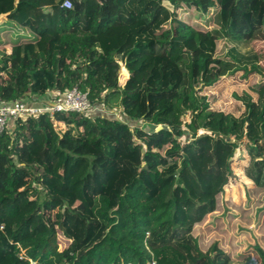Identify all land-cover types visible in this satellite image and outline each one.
Segmentation results:
<instances>
[{
  "label": "trees",
  "instance_id": "obj_1",
  "mask_svg": "<svg viewBox=\"0 0 264 264\" xmlns=\"http://www.w3.org/2000/svg\"><path fill=\"white\" fill-rule=\"evenodd\" d=\"M70 1L0 0V16L34 34L0 43V104L77 86L96 110L30 115L1 132L0 264H32L16 245L44 235L33 248L47 251L57 231L69 240L57 264H97L110 239L96 199L115 209L140 183L153 200L165 179L168 220L146 240L153 264H264V135L245 137L238 117L202 93L236 71L262 82L250 42L264 41V0ZM182 10L210 13L213 26L182 20ZM221 39L229 45L218 57ZM111 97L118 116L98 111ZM68 159L86 163L79 194L48 171Z\"/></svg>",
  "mask_w": 264,
  "mask_h": 264
},
{
  "label": "rangeland",
  "instance_id": "obj_2",
  "mask_svg": "<svg viewBox=\"0 0 264 264\" xmlns=\"http://www.w3.org/2000/svg\"><path fill=\"white\" fill-rule=\"evenodd\" d=\"M179 17L201 29H209L213 26L210 22V13L182 10L179 11ZM30 35L31 32L24 31L22 27L11 22L5 15L0 16V43L11 45L23 42L30 39ZM250 44L259 55V64L262 67V82H259V76L254 72L244 74L242 71H236L221 77L212 86L203 88L202 93L207 95L214 110L232 113L238 117L239 130L245 128V137L253 139L264 135V41L253 40ZM228 45L227 40H219L216 56L222 57ZM122 72L123 75H126L125 71ZM25 101L36 102L39 100L27 99ZM97 106L101 107L98 110L100 114H103L104 109L108 112H116V116L119 115L117 114V111L120 110L118 97H111L106 103ZM95 111L93 106H89L86 113L93 115L96 113ZM11 123L9 122V124ZM135 123L149 127L143 121H136ZM132 124L134 125V123ZM60 163H48V171L51 177L58 183H68L78 193L80 177L86 168V163L76 159H68L64 167ZM235 170L236 175H239L242 164L236 165ZM235 180L239 181L240 179ZM171 185L172 181L165 179L157 197L149 200L146 198L144 187L140 183H134L120 197V202L115 209L109 208L106 198L98 197L96 199L93 211L100 220L106 223L110 239L108 247L100 252L97 264L154 263L153 256L146 245V240L153 229H158L161 223L168 220L170 206L166 204L165 198ZM238 193L244 196L242 188H239ZM230 196L233 198L234 194L232 193ZM55 211L54 209L48 214L47 219L49 222L53 220ZM248 223L249 226L253 225V219L251 218ZM254 232L259 233L256 229H254ZM224 237L225 242H228L226 233H224ZM43 238L44 235H39L34 239L18 243L16 245L18 254L32 264H57L60 252L67 246L69 240L60 231H57L49 238L51 244L47 251L34 249L33 245ZM235 238H240L241 241L246 239V236L235 234ZM156 239L163 240L164 235L161 234ZM229 245L232 246L230 241Z\"/></svg>",
  "mask_w": 264,
  "mask_h": 264
},
{
  "label": "built area",
  "instance_id": "obj_3",
  "mask_svg": "<svg viewBox=\"0 0 264 264\" xmlns=\"http://www.w3.org/2000/svg\"><path fill=\"white\" fill-rule=\"evenodd\" d=\"M61 5L70 8V0H62ZM89 109V102L87 93L81 91L77 86L65 90L64 92H47L39 101H25L16 100L8 103L0 104V134L9 122L25 118L27 116H36L42 113H47L52 117L54 112L67 111L73 112H87ZM112 113V112H110ZM116 116V112L112 113ZM118 114V113H117ZM56 127L57 124L53 123Z\"/></svg>",
  "mask_w": 264,
  "mask_h": 264
},
{
  "label": "crops",
  "instance_id": "obj_4",
  "mask_svg": "<svg viewBox=\"0 0 264 264\" xmlns=\"http://www.w3.org/2000/svg\"><path fill=\"white\" fill-rule=\"evenodd\" d=\"M24 29V31H26V32H31L29 29H26V28H23ZM31 37H30V39H32L33 37H34V34L31 32V35H30ZM124 69V70H123ZM122 69V71H125V73H126V75H127V70L125 69V68H123Z\"/></svg>",
  "mask_w": 264,
  "mask_h": 264
}]
</instances>
